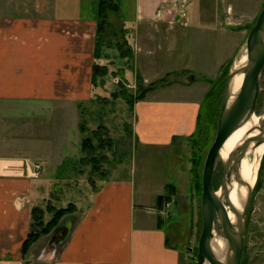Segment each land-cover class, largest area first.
Masks as SVG:
<instances>
[{"label":"crops","instance_id":"obj_1","mask_svg":"<svg viewBox=\"0 0 264 264\" xmlns=\"http://www.w3.org/2000/svg\"><path fill=\"white\" fill-rule=\"evenodd\" d=\"M226 1L241 5L246 0ZM98 2L0 0V264H30L23 243L31 229L33 197L50 182L49 173L64 166L77 139L79 106L92 102L93 66L105 64L95 55ZM177 2L120 0L123 26L136 32L179 25L171 21ZM197 2L200 11H208L200 4L203 0ZM159 10L165 19L158 17ZM203 14L192 24L219 27ZM133 50L135 72L127 69L121 75L134 80L140 72L145 82L159 78L151 56L155 51L138 45ZM214 57L218 70L223 60ZM189 88L160 85L135 100L131 171L103 179L89 199L76 200L80 214L53 230L51 237L61 247L47 264H183L181 248L170 233L173 223L160 213L177 185L167 182L155 186L162 191H149L144 177L137 181L133 166L134 152L147 157L150 151L189 141L204 97L196 85L193 91ZM37 162L42 168L36 177Z\"/></svg>","mask_w":264,"mask_h":264},{"label":"rangeland","instance_id":"obj_2","mask_svg":"<svg viewBox=\"0 0 264 264\" xmlns=\"http://www.w3.org/2000/svg\"><path fill=\"white\" fill-rule=\"evenodd\" d=\"M188 1L189 15L184 19L188 23L182 24V21H179L181 18L178 16V4H176L177 14L176 17L171 18V21L174 20L179 25L171 23V26L139 28L134 32L135 29H126L123 26L124 19L121 14H112L110 23L114 28H109L100 41L102 52L100 58L104 59L105 64L103 65L107 66L105 68L108 73L104 76V82H102L103 78H98L90 99L92 102L79 106L77 139L71 145L64 166L55 173H49L50 182L33 199H35V206L41 209L46 222L54 217L58 209L71 205L73 208L58 218V225H60L67 219L73 220V217L79 216L80 208L77 207L76 200L89 199L90 194L97 189L103 179L118 174L125 175L131 171L135 144L132 136L133 102L131 100L134 101L139 94L137 87L141 83L139 78L142 76L138 72L137 79L132 80V76L130 79L121 74L127 69L135 72V60L131 58V54L127 53L130 48L138 45L142 50H153L155 52L151 56L155 63L153 61L152 63L158 70L157 74L161 76L148 82H145L142 77L144 85L161 80L163 85L175 83L188 85L191 91L196 85V91H201L202 96L204 95L203 102L208 103L209 100L213 105L210 145L206 143L195 150V162L193 157L191 160V143L185 140L165 150L150 151L147 157L144 153L141 155L140 152L137 154L134 152L137 156V162L134 161L133 166L136 172L135 177L138 182L144 177L147 180L145 182L149 191H162V188L158 186L167 182L177 185L174 193L170 194L174 201L170 208V216L167 217L168 222L173 223L170 229L171 237L181 248L183 264H197L203 228L202 181L205 160L216 138L218 130V128L216 130V122L222 108L228 75L232 69H235L236 62L246 49L248 33L264 7V0H246L241 5L227 3L226 0H203L204 2L200 4H205L206 9L208 8V11H204L205 14L203 10L198 9L197 0ZM198 13L203 14L202 17L205 19H215L219 27L195 26L192 24V19ZM157 15L165 19L160 10ZM124 31L129 37V45L126 44L123 49H120L118 44L124 40ZM214 53L218 57L221 56L223 60L218 70L214 69V64L217 62ZM260 85L255 114L257 113L256 115L261 118L259 124L264 127V70L261 74ZM211 88L215 91L207 97L206 94ZM115 91L118 96H114ZM123 91L127 95L124 96ZM129 93H133L132 97ZM206 108L202 109L203 118ZM209 113L210 110L205 123L206 129L210 125ZM84 120L87 131L80 129V124ZM101 120L104 121V127L108 130L107 133L103 131L102 133L110 135L118 145H115L116 150L105 148L95 151L92 157L95 156L98 166H94L93 162H89L91 156L84 160L87 152L81 145L82 139L90 133L92 128H97ZM223 175L224 159L219 155L213 175V184L216 189L221 185ZM156 185L158 186L155 187ZM150 199L154 197L151 196ZM33 224L35 225L34 220ZM44 225H39V230L44 229ZM52 232V228L46 232L40 230L37 238L31 241L26 251L24 250L23 255L27 257L30 264H43L45 258L44 264H47L46 261L51 255L57 254L61 243L54 241L51 237ZM56 248L57 251H54ZM242 264H264V155L247 218Z\"/></svg>","mask_w":264,"mask_h":264},{"label":"water","instance_id":"obj_3","mask_svg":"<svg viewBox=\"0 0 264 264\" xmlns=\"http://www.w3.org/2000/svg\"><path fill=\"white\" fill-rule=\"evenodd\" d=\"M247 62L238 69H232L228 75L224 92L222 108L219 115L216 138L211 145L203 170L202 214L203 228L199 242L198 263L205 264H242L245 248V232L253 190L250 189L242 210L233 203L230 193L232 173L238 177L239 162L245 154L249 144L264 141L261 133L247 137L243 144L229 153L224 159V175L218 189L214 187L213 175L217 158L228 137L245 124L256 112V104L260 93V78L264 70V7L255 25L250 29L247 40ZM244 72V79L239 91L233 99L231 85L237 73ZM258 128L264 130L260 124ZM234 162L231 163V161ZM222 190L219 195L218 191ZM235 214V221L229 215ZM216 234L224 236L228 241V251L224 260L213 250V237ZM50 259V258H49Z\"/></svg>","mask_w":264,"mask_h":264},{"label":"trees","instance_id":"obj_4","mask_svg":"<svg viewBox=\"0 0 264 264\" xmlns=\"http://www.w3.org/2000/svg\"><path fill=\"white\" fill-rule=\"evenodd\" d=\"M97 9H98V25H97V39H96L95 55L97 58H100L102 56V52L100 50V41L102 39L103 34L107 33L106 31H108L109 28L110 29L114 28V26H112V24L110 23V17L112 16V14H114V13L115 14H118V13L121 14L120 0H99L98 5H97ZM123 38H124V40L122 42L120 41V43L118 44L120 49H123L124 48L123 46H125L126 44L129 45L128 44V42H129L128 37L126 36V31H124ZM127 53L131 54L132 59L134 58L133 48L132 49L130 48V50ZM123 54L124 53H122V55ZM105 67H107V66L100 64V63L94 64V66H93V83H94V85H97L98 78H103L102 82H104V76H106V74L108 73V70ZM141 78H139V81L141 83H139L138 87H137V90H138L137 93H139V94L136 96L134 101L131 100V102H133V104H134L135 100L143 98L149 90H151L155 87H158L160 85H163L161 80L160 81L156 80V82L154 81V82H150L148 85H144L143 84L144 82L141 80ZM213 89L214 88H211L207 92V94H206L207 97L209 96L210 93L212 94L215 91ZM122 94H124V96H125V94L127 95V93H125L124 91ZM132 95H133V93H129L130 97H132ZM114 96H118L117 91H115ZM212 107H213V105L210 104L209 100H208V103H205V101L202 103L201 112H200L199 118H198L197 129L193 134H191L188 137V139L191 143V147H192L191 160L193 157V161L196 160L195 150H197L198 147L200 148L201 146L205 145L206 143H208V145H210L209 144V142H210L209 135L213 129V127L211 126V123H212V111H211L212 109L211 108ZM205 108H206V110H205L206 114L204 115V118H203L202 109H205ZM209 110H210V113H209L210 117L208 118L209 119L208 121L210 122V125H209L210 130H209V128L208 129L205 128V126H206L205 123H206V119L208 117L207 114H208ZM218 121H219V119H218ZM218 121L216 122V130L218 128ZM84 122H85V120L80 124L81 131H87V127H86ZM102 131L107 133L108 130L104 127V121L101 120L99 126L96 129H91L90 133L82 139V148L84 151L87 152V155L85 156L86 159H84V160H87V158L91 156L89 158V162H93L94 166H98L97 159L95 158V156L92 157V155H94L95 151H97L99 149L104 150L105 148H109V150H112L114 148L116 150L115 145H118V144H116L117 142H115V140L110 135L103 134ZM96 142H97V144H96ZM104 157H105V155H104ZM197 165L198 164L196 163V166ZM61 169H62V167H61ZM158 198H159L158 202H161L163 196L161 195ZM72 208L73 207L71 205H69L67 207H61L60 209H58L56 211V214H54V217L46 222L43 219V213L41 212V209L39 210L38 206H35L33 208L31 229H30V232L28 234L27 239L23 243V252H24V250L26 251L28 249L31 241L32 240L34 241L37 238V235L39 234L40 230H42L43 232H46L51 228L53 230H55V229L59 230L60 225L58 226V218L61 217V215H63V213L69 211ZM33 220L35 221V225L37 224L36 225L37 227H35V225L33 224ZM39 225L40 226L44 225V229L41 228L39 230V227H40ZM64 228H65L64 231H68L67 227H64ZM64 239L65 238H63L62 241Z\"/></svg>","mask_w":264,"mask_h":264},{"label":"bare ground","instance_id":"obj_5","mask_svg":"<svg viewBox=\"0 0 264 264\" xmlns=\"http://www.w3.org/2000/svg\"><path fill=\"white\" fill-rule=\"evenodd\" d=\"M243 53V52H242ZM247 62V49H245L243 55L235 64V69L241 68ZM244 79V72L237 73L233 78L231 85V93L233 94L231 99L234 98L236 93L239 91ZM257 114V113H256ZM254 114L245 124L235 130L226 140L223 147L221 148L220 156L223 159H227L229 153L234 151L237 147L243 144L247 137L261 133L264 136V130L258 128L259 121L261 118ZM263 116V115H262ZM264 155V141L256 144L252 141L245 154L239 162V172L238 177L235 172L232 173V182L229 184L231 187L230 197L233 203L238 209L243 208L246 201L248 192L250 189H254L258 178V172L261 164V160ZM234 162L231 161V163ZM222 190L218 191L220 195ZM229 215L233 221H235V214L230 211ZM213 250L219 256L221 260H224L228 251V241L227 239L219 234L215 233L212 241ZM205 264H211L209 262Z\"/></svg>","mask_w":264,"mask_h":264},{"label":"built area","instance_id":"obj_6","mask_svg":"<svg viewBox=\"0 0 264 264\" xmlns=\"http://www.w3.org/2000/svg\"><path fill=\"white\" fill-rule=\"evenodd\" d=\"M188 3H189L188 0L178 1V5H177L178 13H179L178 16L181 18V20L179 19V21H182V24L186 22V20L184 19H186L189 15ZM41 168H42V164L40 162L35 163L34 176L37 177L40 175ZM173 199L174 198L171 197L165 201L163 208L160 210L163 216L165 217L170 216V208H171V205L173 204V201H174Z\"/></svg>","mask_w":264,"mask_h":264}]
</instances>
